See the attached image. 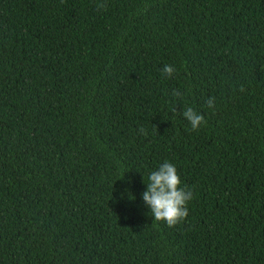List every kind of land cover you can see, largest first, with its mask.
<instances>
[{"label":"trees","instance_id":"obj_1","mask_svg":"<svg viewBox=\"0 0 264 264\" xmlns=\"http://www.w3.org/2000/svg\"><path fill=\"white\" fill-rule=\"evenodd\" d=\"M0 264H264V0H0Z\"/></svg>","mask_w":264,"mask_h":264},{"label":"clouds","instance_id":"obj_2","mask_svg":"<svg viewBox=\"0 0 264 264\" xmlns=\"http://www.w3.org/2000/svg\"><path fill=\"white\" fill-rule=\"evenodd\" d=\"M98 9L103 5H97ZM171 65L162 68V75L171 77L175 72ZM174 96H181L179 91L173 92ZM209 108L214 107V98L206 101ZM182 116L189 122L192 130H198L205 123V118L192 107H187ZM144 130L141 129V132ZM146 134V133H145ZM142 199L150 208V214L154 222H164L168 227H174L183 221L188 215V202L193 199L191 190L181 187V178L174 164L165 161L148 175L146 191L142 193Z\"/></svg>","mask_w":264,"mask_h":264}]
</instances>
